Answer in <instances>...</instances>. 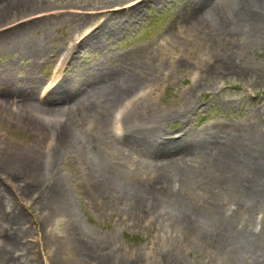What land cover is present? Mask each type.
I'll list each match as a JSON object with an SVG mask.
<instances>
[{"label": "bare ground", "instance_id": "6f19581e", "mask_svg": "<svg viewBox=\"0 0 264 264\" xmlns=\"http://www.w3.org/2000/svg\"><path fill=\"white\" fill-rule=\"evenodd\" d=\"M151 1L162 0H111L99 8L85 4L75 8L66 2L47 6L43 0H0V46L4 50L12 45L18 55L32 57L28 68L33 72L34 59L44 49L39 38L27 36L30 24L49 12L74 14L71 22L76 26L91 16L98 20L74 33L63 48L47 57L54 59L53 69L38 79V85L35 81L20 83L14 77V63L4 65L3 77L0 75L3 117L29 126L37 136L50 138V149L34 145L32 153L25 149L17 152L10 144L6 147L1 133L0 171L6 176L4 182L19 186L24 195L35 189L30 201L64 222L65 229L55 245V264L153 262H149L150 257L142 259L140 253L120 259L112 245L93 238L74 210L71 186L76 180L100 205L128 202L138 217L147 212L184 233L202 237L208 246L214 244L218 253L227 248L229 238L241 251L243 242L249 240L247 231L236 230L222 216V205L232 202L254 207L264 202V134L257 130V122L252 126L213 123L200 132L191 129L187 117L193 110L191 96L200 85L196 78L174 107L161 106L154 96L163 75L167 76V46L178 39L177 35L208 29L217 35L237 33L244 35L245 41L262 42L264 0H235L228 12L221 9L223 0H189L190 6L184 10L188 21L180 27L177 17L170 20L163 42L130 48L127 53L101 51L87 65L74 61L81 51L100 49L102 38L118 36L127 22L142 16L144 5ZM101 16L116 20L106 30ZM207 64L200 68L201 76L240 69L230 55H218L214 64ZM34 85L38 86L37 95ZM169 119L181 120L178 133L165 130L163 124ZM59 155H74L77 169L72 173L57 169ZM19 230L15 229V234L7 230L4 242L0 238V264L4 254L13 258L12 249L20 247ZM172 252L168 248L159 264H185ZM251 256L250 261L258 264L261 255L253 251Z\"/></svg>", "mask_w": 264, "mask_h": 264}, {"label": "rangeland", "instance_id": "374dc122", "mask_svg": "<svg viewBox=\"0 0 264 264\" xmlns=\"http://www.w3.org/2000/svg\"><path fill=\"white\" fill-rule=\"evenodd\" d=\"M43 1L47 6H58L66 2L75 8L84 7V4L87 8H99L112 3L111 0ZM187 1L189 0H162L160 3L151 1L144 5L142 16L125 22L118 36L102 38L100 49L94 52L81 51L80 55L75 54L74 61L87 65L88 62L95 61L101 51L127 53L130 48L137 49L155 41L163 42L170 20L177 17L182 24L180 27L188 21L185 20L184 13L190 6ZM220 4L221 9L228 12L234 7L235 0H223ZM179 9L181 12L175 14ZM74 17V14L54 15L49 12L48 16L40 17L36 23L28 26L27 36L39 38L44 49L42 54L34 59L35 72L28 68L32 57L18 55L19 52L13 49L12 45L4 50L0 46V75L3 77L4 65L14 63V77L20 79V83L28 82L29 85L35 81L38 85V79L53 69L51 66L54 59L50 57L47 60V57L63 48L74 33L82 32L95 21L91 16L86 23H77L76 26V23L71 22ZM62 18L66 19V22H61ZM99 20L105 21L107 30L116 19L101 16ZM177 36L178 39L167 46L169 52L165 55L164 62L167 76L163 75L158 87L157 83L154 85L157 87L154 92L157 103L161 106L178 105L184 97L182 91L196 78L200 85L191 96L193 110L187 117V124L191 129L200 132L213 123L252 126L257 122V130L264 134V40L245 41L244 35L235 33L222 36L211 33L208 29L192 35ZM169 53L171 57H168ZM218 55L232 56L239 63L240 69L211 71L201 76L202 65L207 62L208 66L214 64ZM37 85H34L35 95ZM181 124L179 119H169L163 125L165 130L178 133ZM1 133L5 137L6 147L10 144L17 152L25 149L32 153L34 145L42 150L50 149V138L37 136L29 126L11 118H4L2 108ZM55 166L63 172L72 173L77 169L78 161L74 155H59ZM17 176L21 179L20 175ZM4 180L6 176L1 170L0 208L3 212L0 213V238L4 242L9 230L15 234V229H20L18 238L22 242L20 247L15 246L12 249L13 258L3 255L1 264H55L54 252L57 250L56 243L61 239L60 233L65 229L64 222L30 201L29 196L35 189L27 191L24 195L19 186H9ZM79 182L80 180H76L71 190L74 210L80 224L91 231L94 239H103L112 245L119 253L120 259L129 254L140 253L142 259L150 257V263L153 261V264H159V260L170 248L172 255L180 256L185 264H254L250 261L253 251L261 255L258 264H264V202L254 207L232 202L222 205V216L227 217L236 230L247 231L249 240L243 242L244 250L241 251L229 238L227 248L220 254L213 248L214 244L208 243V246L202 237L184 233L178 226L150 216L147 212L138 217L136 208L128 202L112 207L100 205L93 200L85 185Z\"/></svg>", "mask_w": 264, "mask_h": 264}]
</instances>
